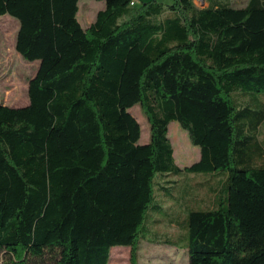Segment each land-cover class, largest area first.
Masks as SVG:
<instances>
[{
  "label": "trees",
  "instance_id": "1",
  "mask_svg": "<svg viewBox=\"0 0 264 264\" xmlns=\"http://www.w3.org/2000/svg\"><path fill=\"white\" fill-rule=\"evenodd\" d=\"M79 1L0 0L16 51L39 61L29 103L0 104V264H108L115 247L138 264L172 176L220 172L181 250L188 264H264V0H96L86 28ZM172 122L200 148L183 169Z\"/></svg>",
  "mask_w": 264,
  "mask_h": 264
},
{
  "label": "rangeland",
  "instance_id": "2",
  "mask_svg": "<svg viewBox=\"0 0 264 264\" xmlns=\"http://www.w3.org/2000/svg\"><path fill=\"white\" fill-rule=\"evenodd\" d=\"M151 0H135L138 5ZM164 4H172L174 0H157ZM214 0H194L197 6L206 7ZM231 2L234 7L245 6L249 0H218ZM77 18L83 28L95 21L97 13L105 8L104 1L80 0ZM89 18V19H88ZM19 22L9 15L0 16V104L10 107H22L29 103L28 83L39 67V61H25L16 51V37ZM131 114L141 125L140 144L150 140V125L140 105L130 109ZM168 137L174 149V159L180 168H185L199 158L200 148L191 143L189 135L178 122H172ZM176 181L174 196L168 194L160 202L162 208L157 213H149L146 219L148 230L138 249V264H188L186 252L181 250L188 240L185 228L188 214L200 209L201 201L207 197L210 190L221 189L225 173L220 172L216 177L210 173H183L172 176ZM204 182L203 185L199 184ZM196 187V188H194ZM186 193L180 194L179 189ZM192 191L196 197H189ZM197 202V203H196ZM171 223L176 224L170 225ZM129 247H115L111 252L108 264H131Z\"/></svg>",
  "mask_w": 264,
  "mask_h": 264
},
{
  "label": "crops",
  "instance_id": "3",
  "mask_svg": "<svg viewBox=\"0 0 264 264\" xmlns=\"http://www.w3.org/2000/svg\"><path fill=\"white\" fill-rule=\"evenodd\" d=\"M170 125H171V124H170ZM170 125H169V127H170ZM168 134H169V133H168ZM199 159H200V152H199V158H198L197 160H194L192 163L197 162ZM192 163H191V164H192ZM191 164H190V165H191ZM190 165H188V166H190ZM188 166H186V167H188ZM112 250H113V249H112Z\"/></svg>",
  "mask_w": 264,
  "mask_h": 264
},
{
  "label": "bare ground",
  "instance_id": "4",
  "mask_svg": "<svg viewBox=\"0 0 264 264\" xmlns=\"http://www.w3.org/2000/svg\"><path fill=\"white\" fill-rule=\"evenodd\" d=\"M134 4V2H132V5ZM89 19V18H88Z\"/></svg>",
  "mask_w": 264,
  "mask_h": 264
}]
</instances>
